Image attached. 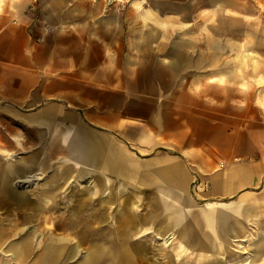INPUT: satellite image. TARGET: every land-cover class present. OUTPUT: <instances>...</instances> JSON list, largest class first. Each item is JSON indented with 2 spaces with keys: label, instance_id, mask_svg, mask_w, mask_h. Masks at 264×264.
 <instances>
[{
  "label": "crops",
  "instance_id": "0c3cea01",
  "mask_svg": "<svg viewBox=\"0 0 264 264\" xmlns=\"http://www.w3.org/2000/svg\"><path fill=\"white\" fill-rule=\"evenodd\" d=\"M148 5L0 0V139L13 136L14 124L27 128L28 137H69V153L94 169L123 175L134 207L151 203L154 216L139 224L158 227L156 239L171 240L173 249L250 244L264 227L261 90L255 80H245L235 59L219 55L213 61L210 50L191 48L193 39L155 31L146 17L165 14L177 26L179 15ZM262 69L251 73L256 78ZM54 131L61 132L49 133ZM41 166L35 154L19 159L0 152V264L21 261L2 260L11 243L33 250L32 232L20 236L36 218L51 215L46 202L59 186L40 196L19 187ZM56 174L60 180L69 175ZM105 193L107 202L111 190ZM127 211L118 215L125 225L131 223ZM69 221L59 225L61 231L85 232L80 221ZM51 240L55 248L45 243L41 256L50 250L59 260L40 257L32 264H115L121 252L109 239L81 242L97 253L66 263L56 248H65V239ZM80 247L76 242L74 250Z\"/></svg>",
  "mask_w": 264,
  "mask_h": 264
},
{
  "label": "rangeland",
  "instance_id": "374dc122",
  "mask_svg": "<svg viewBox=\"0 0 264 264\" xmlns=\"http://www.w3.org/2000/svg\"><path fill=\"white\" fill-rule=\"evenodd\" d=\"M133 1H142L151 7L159 6L163 13L172 12L171 8H174L179 15L177 26H172V21L168 20L165 14L162 19L157 20L148 16L147 21L160 33H178L181 39H193L190 43L191 48L210 50L213 61L214 57L219 55L227 56L229 62L235 59L244 68L245 80H255L261 90V97L264 98V73L256 78L251 73L253 67L264 68V0ZM181 44L187 48V42ZM157 45H154V48H157ZM86 124L83 126L94 132ZM13 126V136L0 139V152L8 151L12 158L19 159L35 154L38 161H44V167L36 169L30 178H21L24 181L19 187L24 188L23 191L28 195L34 193L39 196L43 190L54 186L60 187L53 195L55 200L46 202L51 210L48 215H51L36 218V221L32 222L33 227L28 231L27 228L24 229L28 233H22L21 239L27 238L32 232L35 248L33 251L30 250L26 260L16 264H32L38 260L46 244L54 249L55 245L48 242L50 237L52 240L65 239V248L63 245L56 248L61 249L60 253L65 255L66 263L79 258L84 260L90 257L91 253H97L89 249V243L82 245L81 242L91 243L92 240L104 242L109 239L113 247L121 251L116 257L115 264H264V227H259L258 234L252 238L250 244L245 243L237 249H173L171 240L167 244H162L163 239H156L155 231L158 227L139 224L142 218L145 221L147 216H154L155 211L150 209V202H138V207L133 206L134 203L130 201L134 198L133 192L129 184H124L123 175L94 169L80 156L69 153V137L49 135L44 138H33L28 137L27 128L18 124ZM62 171L69 173L65 180H60L56 174ZM93 188H96L97 192L93 191ZM108 190H111V193L108 196L109 201L105 202L107 198L105 191ZM125 208L131 220L127 225L124 224L123 218L118 216L123 214ZM133 210L137 213L136 217L131 216ZM78 214L82 215L78 218L76 217ZM14 218L15 223L22 224L24 221L23 217ZM70 219L74 220L73 225L77 220L80 221V226L84 227L85 232H66L64 228L62 230L65 232L61 231L59 225L63 223L71 225ZM92 228H95V231L91 233ZM76 242L84 247H80L78 251L74 250Z\"/></svg>",
  "mask_w": 264,
  "mask_h": 264
},
{
  "label": "bare ground",
  "instance_id": "6f19581e",
  "mask_svg": "<svg viewBox=\"0 0 264 264\" xmlns=\"http://www.w3.org/2000/svg\"><path fill=\"white\" fill-rule=\"evenodd\" d=\"M28 178V177H27ZM22 181V180H20ZM46 220V219H45ZM47 222V221H45ZM48 223V222H47ZM29 226V225H28ZM8 230V229H7ZM16 233V232H15ZM26 233V232H25ZM69 236V235H68ZM21 237V236H20ZM13 240V239H12ZM76 241V240H75ZM25 242H19V244L16 243H11L10 247L12 249V252L6 254H2L1 258L2 260H8V261H12V260H21L24 261L26 260L28 253L30 252V249H27L28 246H26V244H24ZM7 245V244H6ZM41 247V246H40ZM4 249V247H3ZM33 251V250H32ZM6 254V255H5ZM41 258L44 261H48L50 263H55L57 260H59V256H57V254L54 253V251H47L45 255H42Z\"/></svg>",
  "mask_w": 264,
  "mask_h": 264
}]
</instances>
